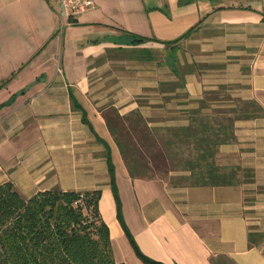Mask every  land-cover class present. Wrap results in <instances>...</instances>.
I'll use <instances>...</instances> for the list:
<instances>
[{
	"label": "crops",
	"instance_id": "0c3cea01",
	"mask_svg": "<svg viewBox=\"0 0 264 264\" xmlns=\"http://www.w3.org/2000/svg\"><path fill=\"white\" fill-rule=\"evenodd\" d=\"M95 3L63 18L56 0H0V184L23 197L100 189L114 259L144 264L117 218L108 147L124 223L144 254L164 264H264V114L237 119L235 140L218 147L217 159L254 173L227 185L131 177L106 122L115 108L138 110L150 127L187 124L182 99L168 96L199 98L220 85L264 110V0ZM133 35L146 40L131 44ZM185 63L197 67L184 87L162 91ZM250 232L262 234L252 245Z\"/></svg>",
	"mask_w": 264,
	"mask_h": 264
},
{
	"label": "trees",
	"instance_id": "16d2710c",
	"mask_svg": "<svg viewBox=\"0 0 264 264\" xmlns=\"http://www.w3.org/2000/svg\"><path fill=\"white\" fill-rule=\"evenodd\" d=\"M144 40L143 36L133 35L130 43L140 44ZM196 67L195 63H185L181 68H174L176 80L161 82L160 89L173 92L178 87L183 88L185 74ZM219 88L227 90L229 87L220 85ZM215 91L206 90L199 98H189L185 91L168 96L180 98V103L186 105L181 113L188 123L183 125L150 127L138 110L121 115L115 108L109 109L106 122L131 177L153 178L154 172L144 159L135 156L133 148L131 152L129 143L118 137L116 124L121 121L128 130L141 128L149 134L154 129L165 130V134L157 140L165 163L174 166L171 169L180 171L189 181L188 184L168 182L172 185H227L253 180L251 168L236 164L227 169L218 164L217 152L221 144L235 140L234 123L237 119L261 116L264 110L253 99H241L246 107L231 108L230 111L235 114L231 116L213 104L215 97L208 100L204 97ZM208 109H213V112H207ZM83 120L87 121L84 114ZM105 157L116 200L117 218L135 254L144 264H164L144 254L125 225L108 147ZM238 171L243 173L241 178L237 177ZM100 194V189L75 191L54 188L23 197L11 181L0 184V264H125L113 257L109 229L98 209ZM254 235L262 234L250 232V245Z\"/></svg>",
	"mask_w": 264,
	"mask_h": 264
},
{
	"label": "rangeland",
	"instance_id": "374dc122",
	"mask_svg": "<svg viewBox=\"0 0 264 264\" xmlns=\"http://www.w3.org/2000/svg\"><path fill=\"white\" fill-rule=\"evenodd\" d=\"M181 67L182 66H180V68ZM204 97L207 98V100L210 97H215L213 104H217L218 107H221L227 112L226 114H230L231 116L235 115L230 111L231 108L235 107L237 109H240L242 107H246L244 101H242L232 90L218 88L215 92L205 94ZM190 106H194V104H190ZM206 111L212 113L213 109H208ZM111 115L112 114L110 112L109 116ZM116 125L118 127V137H120L124 142H127L131 145V152L135 150L136 157L140 158L141 160L144 159L147 162L149 168H151L154 172L152 173L154 177L171 183H189V181L184 179L183 174L180 171L172 170L171 168H173L174 166L165 163V159L157 142L160 136L165 134L164 129H154L152 133L149 134L141 128H129L128 130L127 128H125L126 124H124L123 121H121L119 124L117 123ZM217 162L218 164H220V162H223V166H225L227 169H230L232 166L236 165L233 159L219 158L217 159ZM242 174V172L238 171L237 177L241 178Z\"/></svg>",
	"mask_w": 264,
	"mask_h": 264
},
{
	"label": "built area",
	"instance_id": "2783aa9c",
	"mask_svg": "<svg viewBox=\"0 0 264 264\" xmlns=\"http://www.w3.org/2000/svg\"><path fill=\"white\" fill-rule=\"evenodd\" d=\"M63 18H76L95 8V0H56Z\"/></svg>",
	"mask_w": 264,
	"mask_h": 264
}]
</instances>
